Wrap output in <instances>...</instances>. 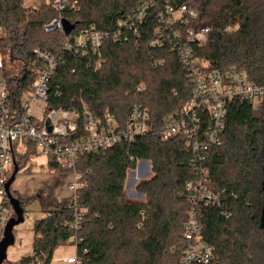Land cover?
Here are the masks:
<instances>
[{
    "label": "trees",
    "instance_id": "obj_1",
    "mask_svg": "<svg viewBox=\"0 0 264 264\" xmlns=\"http://www.w3.org/2000/svg\"><path fill=\"white\" fill-rule=\"evenodd\" d=\"M25 1L0 0V44L12 63L22 65L17 74L8 71L7 64L3 72L12 121L22 115L21 99L36 79V48L59 55V68L50 83L49 110L82 111L85 105L97 117L109 112L124 124L131 107L140 103L150 108L152 118L151 133L133 146L122 144L80 157L77 171L83 179L78 203L87 209L83 227L79 231L73 228L74 210L67 201H49L47 196L42 203L45 216L34 225L33 251L44 253V264H52L57 249L76 236L82 239L78 244L82 264H180L190 210L184 187L194 172L188 166L191 154L183 140L164 141L159 133L164 118L179 110L192 97L193 89L169 44L148 49L154 37L155 13L142 27L139 46H120L108 40L102 48L107 65L95 72L88 67L87 58H76L63 50L65 33L44 31L58 12L51 6L27 9ZM143 1L80 0V9L64 12L63 18L75 26L71 35L90 25L113 30L120 16L132 13ZM199 1L200 20L216 29H237L228 34L215 30L206 46L196 49L197 54L210 62L211 69L225 72L236 67L245 70L252 81L264 84V0ZM155 59L166 62L155 68ZM142 84L146 89L138 91ZM81 134L79 129L71 139ZM222 142L210 150L211 186L232 191L235 197L228 196L222 209L203 210L204 239L214 247L213 264H264V103L259 109L248 103H232ZM32 154H37L34 146L18 158L20 168ZM137 160L153 165V176L137 186L146 195L145 201L128 198L125 189L128 172L136 168ZM49 170L71 173L54 161L49 162ZM33 258L27 254L20 264Z\"/></svg>",
    "mask_w": 264,
    "mask_h": 264
},
{
    "label": "built area",
    "instance_id": "obj_2",
    "mask_svg": "<svg viewBox=\"0 0 264 264\" xmlns=\"http://www.w3.org/2000/svg\"><path fill=\"white\" fill-rule=\"evenodd\" d=\"M39 1L38 5L30 7L25 4V8L39 10L41 7L51 6L59 14L45 24L46 33H65L63 13L80 9V0ZM152 13H155L156 25L148 49L158 50L169 44L193 89L192 97L179 110L164 118L163 128L159 133L164 141L174 138L183 140L185 149L191 154L188 166L194 172V178L187 181L184 187L190 210L182 235L184 244L180 264H213L214 247L204 239L202 213L205 208H224L226 198L235 197V193L228 192L225 188H212L208 167L210 150L223 143L222 136L232 103H248L256 109L261 108L264 103V84L252 81L245 70L236 67L225 72L211 69L210 62L196 52V49L206 46L209 35L215 30L228 34L231 27L216 29L210 23L200 20L199 0H144L135 11L120 16L113 30H101L96 25H90L76 35H66L63 50L76 58H87L88 67L101 72L107 65L102 53L104 44L111 40L113 44L120 46L129 43L139 46L142 27ZM1 37L0 28V40ZM8 60L0 44V241L8 222L15 216L6 185L14 173L15 164L20 170L18 158L27 155L33 146L37 154L29 155L24 166H34L39 159H43L39 165L42 168L47 166V171H50V161L71 170V173L63 175L72 176V180L64 181V190L71 194L68 204L74 210L73 228L79 231L87 214V209L78 203L77 192L83 179V175L77 171L80 157L122 144L133 146L139 138L151 133V110L143 104H134L124 124L119 123L109 112L103 117H97L85 105L82 111L63 108L49 110L48 94L51 79L59 68V55L36 48L33 51L36 79L21 99L22 115L18 120L12 121L10 92L3 74ZM165 62V59H155L153 66L158 68ZM72 72L75 73L76 68ZM145 89L144 84L138 87V91ZM49 127L52 129L49 130ZM79 129L82 134L71 139ZM131 160L136 159L131 157ZM142 166H145L146 177L140 174ZM151 172V161L137 160L136 168L128 172V178H134L133 187L128 191L129 197L131 193L134 199L146 200V195L138 193L136 187ZM128 178L126 190H129ZM10 192L17 197L11 187ZM24 215L26 218L28 213L24 211ZM80 242L81 238H71L68 246H72L75 251L54 258L52 264H82L78 256ZM31 254L34 258L28 264L46 262L44 253L37 255L32 250Z\"/></svg>",
    "mask_w": 264,
    "mask_h": 264
},
{
    "label": "rangeland",
    "instance_id": "obj_3",
    "mask_svg": "<svg viewBox=\"0 0 264 264\" xmlns=\"http://www.w3.org/2000/svg\"><path fill=\"white\" fill-rule=\"evenodd\" d=\"M39 3V0L25 1V4L28 7L31 5H38ZM236 29L237 27H231V32L236 31ZM4 53H6L5 49ZM7 68L8 71L17 74L19 69L22 68V65L14 64L8 60ZM41 161H43V159H39L38 163L34 166L27 165L20 168L15 181L11 185L13 194L17 195L24 202L23 208L24 211L28 213V216L23 223L15 226V243L9 246L7 250V260L3 264H20L21 259L32 252L35 238V233L33 231L34 225L36 221L41 220L45 216V209H43L42 203L47 196H49V201H69L71 194L64 190V181L72 180V176L63 177L64 174L47 171V166L42 168L41 165H39ZM141 168L140 174L143 177H146L145 166H142ZM152 175L153 172H151L148 178H145L143 181L150 179ZM128 181L129 190H126L127 197L132 200H137L133 198L131 193L129 197V192L133 187V176H129ZM51 209L54 208L52 207ZM74 251L75 250L72 246H61L55 252L54 258L68 255ZM53 264H56V262H53Z\"/></svg>",
    "mask_w": 264,
    "mask_h": 264
},
{
    "label": "water",
    "instance_id": "obj_4",
    "mask_svg": "<svg viewBox=\"0 0 264 264\" xmlns=\"http://www.w3.org/2000/svg\"><path fill=\"white\" fill-rule=\"evenodd\" d=\"M74 27L75 26L71 24L69 21L64 20V30H65L66 35H69L74 29ZM51 129L52 128L49 127V130ZM18 172H19V166L15 164L14 173L6 185L7 190L9 192L11 204L15 211V216L11 218L10 221L8 222L5 232H4V236L2 240L0 241V264H3L7 260V250L9 246L15 243V236H14L15 226L25 221L24 208L21 205L20 199H18L17 197H14L10 192V187L12 183L15 181ZM261 226L264 228V205H263L262 214H261Z\"/></svg>",
    "mask_w": 264,
    "mask_h": 264
}]
</instances>
